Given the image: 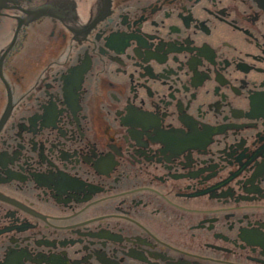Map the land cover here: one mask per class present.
Masks as SVG:
<instances>
[{"label":"flooded vegetation","instance_id":"obj_1","mask_svg":"<svg viewBox=\"0 0 264 264\" xmlns=\"http://www.w3.org/2000/svg\"><path fill=\"white\" fill-rule=\"evenodd\" d=\"M2 12L0 264H264V0Z\"/></svg>","mask_w":264,"mask_h":264},{"label":"water","instance_id":"obj_2","mask_svg":"<svg viewBox=\"0 0 264 264\" xmlns=\"http://www.w3.org/2000/svg\"><path fill=\"white\" fill-rule=\"evenodd\" d=\"M19 0H0V16L3 14V10L8 9L11 5H14Z\"/></svg>","mask_w":264,"mask_h":264}]
</instances>
